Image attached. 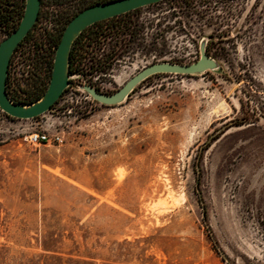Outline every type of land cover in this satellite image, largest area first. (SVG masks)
Segmentation results:
<instances>
[{
  "label": "rangeland",
  "instance_id": "rangeland-1",
  "mask_svg": "<svg viewBox=\"0 0 264 264\" xmlns=\"http://www.w3.org/2000/svg\"><path fill=\"white\" fill-rule=\"evenodd\" d=\"M106 25L87 54L103 93L195 62L202 37L221 70L155 74L113 106L73 81L36 118L0 111V264H264V0H163ZM41 130L61 141H24Z\"/></svg>",
  "mask_w": 264,
  "mask_h": 264
},
{
  "label": "water",
  "instance_id": "water-1",
  "mask_svg": "<svg viewBox=\"0 0 264 264\" xmlns=\"http://www.w3.org/2000/svg\"><path fill=\"white\" fill-rule=\"evenodd\" d=\"M160 1L162 0H111L95 3L80 10L63 29L54 51L50 79L45 91L38 99L21 104L12 101L6 93L8 64L15 47L34 25L40 8V0H24L23 14L17 27L0 41V110L16 119H33L49 111L66 87L70 85L71 80L80 77L70 73L69 59L73 41L85 27ZM207 41V37L199 40V57L195 62L177 63L156 60L142 67L112 93H103L85 83L78 85V88L99 104L113 106L124 102L136 85L155 74L197 75L205 71H220V63L206 50Z\"/></svg>",
  "mask_w": 264,
  "mask_h": 264
},
{
  "label": "trees",
  "instance_id": "trees-1",
  "mask_svg": "<svg viewBox=\"0 0 264 264\" xmlns=\"http://www.w3.org/2000/svg\"><path fill=\"white\" fill-rule=\"evenodd\" d=\"M107 1L111 0H89L88 2H81L80 0L76 2V4L68 3L69 8L62 7L57 8L55 12H53L52 10V12H48L44 11L43 7H46L47 5L60 7L61 5L65 4L66 0H40V8L36 22H38L40 16L44 15L45 13H51L52 16L60 19L61 23L57 27H54L53 31L45 30L43 33H36L35 22L30 29L31 33L28 35V37L23 41V43H18V45L15 47L14 51H16L18 47L27 46L30 53L32 71L29 80L24 84V86H17L15 97L9 91L8 77H6V93L12 101L26 104L38 99L43 94L50 79L54 51L67 22L83 8L95 3ZM77 7L78 11L77 9L74 10ZM23 9L24 0H0V32L4 36L9 35L17 27L23 14ZM135 10H131L126 13L113 16L111 18L94 22L93 24L85 27L84 30L87 29L89 31L85 35V38L77 43V39L79 36L76 37L71 47L69 59L70 73H74L75 67H80L82 70L93 69L94 66L92 65L91 59L87 56L91 49L90 45H92L94 41L98 40L99 35L105 34V36H107L110 29V27L106 25L107 30H104L101 27L102 22L124 16ZM206 50L209 54L210 49L208 47V44L206 46ZM87 62H90L89 66L86 65ZM51 108L52 106L50 107V109ZM4 115L10 119H16L6 114Z\"/></svg>",
  "mask_w": 264,
  "mask_h": 264
},
{
  "label": "built area",
  "instance_id": "built-area-1",
  "mask_svg": "<svg viewBox=\"0 0 264 264\" xmlns=\"http://www.w3.org/2000/svg\"><path fill=\"white\" fill-rule=\"evenodd\" d=\"M60 23H61L60 19H57L55 16H52L51 13H45L44 15L40 16L38 22H36L35 32L43 33L45 30L53 31L54 27H57ZM2 36L6 37L4 35ZM31 71H32V63L27 46L18 47L16 51H13L10 57L7 76H6L8 77L9 91L14 97L16 96L15 93L17 92V86L19 87L24 86V84L30 78ZM95 71L96 70H87V69L82 70L80 67L79 68L75 67V71L73 74L79 75L80 77L77 79H73V81H80L81 84L83 83L88 84L86 78L88 76L91 77L92 74L95 73ZM78 85L76 86V88L77 90H80L78 88ZM70 87L71 84L68 87H66V89ZM1 113L4 114L2 111ZM23 139L25 142L31 145L58 144L61 141V135L57 131L48 132L47 130H41V131L30 132L26 134L23 137Z\"/></svg>",
  "mask_w": 264,
  "mask_h": 264
},
{
  "label": "flooded vegetation",
  "instance_id": "flooded-vegetation-1",
  "mask_svg": "<svg viewBox=\"0 0 264 264\" xmlns=\"http://www.w3.org/2000/svg\"><path fill=\"white\" fill-rule=\"evenodd\" d=\"M77 9V11H78V7L77 8H75L74 10H76ZM80 9V8H79ZM89 31L87 30V29H83L82 31H81V33L77 36L78 37V39H77V43L78 42H80L83 38H85V35L88 33ZM31 32H30V30L28 31V33L24 36V38L19 42V43H23V41L28 37V35L30 34ZM72 82H73V80H71V83L70 84H72Z\"/></svg>",
  "mask_w": 264,
  "mask_h": 264
}]
</instances>
